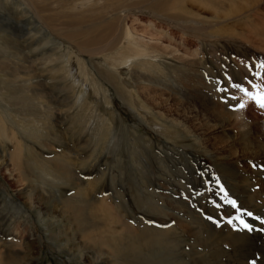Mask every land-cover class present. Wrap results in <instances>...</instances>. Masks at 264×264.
<instances>
[{
  "label": "rangeland",
  "instance_id": "obj_1",
  "mask_svg": "<svg viewBox=\"0 0 264 264\" xmlns=\"http://www.w3.org/2000/svg\"><path fill=\"white\" fill-rule=\"evenodd\" d=\"M0 40L19 60L0 54V88L17 83L18 63L43 81L29 99L38 88L49 104L29 111L37 134L14 125L28 159L62 154L76 180L56 186L61 200L77 192L112 211L101 220L93 207L86 236L65 243L27 206L32 186L0 163V251L11 241L24 252L0 264H82L138 223L161 230L146 264H264V108L253 99L264 92V0H0Z\"/></svg>",
  "mask_w": 264,
  "mask_h": 264
},
{
  "label": "bare ground",
  "instance_id": "obj_2",
  "mask_svg": "<svg viewBox=\"0 0 264 264\" xmlns=\"http://www.w3.org/2000/svg\"><path fill=\"white\" fill-rule=\"evenodd\" d=\"M133 45L136 46L137 44L135 43ZM24 48H27V47H24ZM17 49H18V47H17ZM13 50H15V47L13 44H10V42L5 43V41L2 43L0 40V54L5 55V56H2V57L6 58V59L3 58L4 60H7L8 58H10V60L16 59V57L15 58L13 57V54H12ZM135 54L137 55V53H135ZM145 55H147V54H145ZM11 56H12V58H11ZM44 59H45V57H44ZM123 59H124V57H123ZM17 60L18 59H16V62H17ZM126 60L127 59H124L123 61L120 60V62H123V64H124V62H129ZM24 61H25V59H24ZM2 62L3 61H1V59H0V63H2ZM119 63H118V65H119ZM16 65L17 66L14 65V67L16 69L14 74H15L16 78H18L17 83L8 81L7 83H9V84L7 86H1V88L4 91L0 90V104H1L0 105V140H6L5 138H7L11 142H13V145H14L12 151H8L7 149H4L3 148L4 145H1L2 149H0V163L2 164L3 167H5L6 172L13 179L15 178V179H17L18 183H20V182L22 183V187H23V185H26V186L31 185L32 186V189L29 188L30 192H28L27 203L26 202L25 203L28 204L27 206L31 207V209L33 207L36 214L39 217H41L43 220L45 219L44 221H47L49 224L53 225V232H54V236H56V238L67 243V241H69L71 238L76 237V235H77V237H79V235L80 236H82V235L86 236L83 233L85 232V230L87 228L92 226V224H93L92 222H95V219L91 218L90 214H89V210L93 209V207H94V212L95 213L97 212V213H96V215H92V217L94 216V217L99 218L101 220L106 219L107 218L106 215H111L112 211L106 210L105 206L103 204L98 203L96 200L85 201L82 197L77 198V196H76L77 192L74 193V196L72 198L70 197V199L68 198L65 201L61 200L62 198L60 196L61 193L59 190L60 187H57V189H56V186L57 185L59 186V184H62V183L69 184V183L73 182V180H76V173H72L70 169H68V170L66 169V165L64 164L62 154H60V153L57 154L55 152V154L52 158L38 159V156H36L33 159H28L29 157H27V155L29 153H31V154H34V153L31 152L29 150V148L26 147L25 144H23L21 142L20 139H18L19 131L15 129L14 125L15 124L18 125L19 128H21L25 132H29L30 135L37 134L38 130L40 128H42L43 126H39L36 123V121H34V119H32L34 116H32L33 114H29V111L30 110L36 111L37 109H44L43 107H45V106L47 109H49V104L46 105V102L45 103H39L38 97H40V92L42 90H40L38 88L36 89V94L34 95V98L29 99L28 91L31 90V87H37L43 81L40 82L37 79H33V77L31 78V77L19 76L18 66H20V64L17 63ZM0 68H1V66H0ZM0 72H1V70H0ZM32 73H33V71H32ZM17 84L20 86L21 92L17 91L15 93L14 92L9 93V91L12 88H14V87L19 88V86H17ZM4 92H7L9 94H4ZM27 97L29 100L27 99ZM40 105L43 107H41ZM42 114H44V116H46L45 112ZM29 115H31L32 117ZM7 123H9L10 125L4 127V124L6 125ZM7 156L10 158V160H13L14 158H17V160H18L17 165L19 166L20 172L17 174V177L13 176V172H15L16 168L10 169L11 168L10 166H9L10 168L7 167V165L9 164L7 162V159H6ZM30 157H32V156H30ZM32 171L35 173V175H33V177H34L33 179L25 177V173H29V172L31 173ZM11 177H9V178H11ZM38 183H40V184H38ZM26 189H27V187L25 188V190ZM82 189L83 188L79 187L78 190H82ZM32 194H33V197H32ZM43 205L45 207V209H44L45 213L43 212V214H41V212L38 210H39V206L42 207ZM62 220L71 221V224H69L68 222H66V224H61ZM89 223H91V224H89ZM136 225L137 226H135V228L139 231L137 233H133L132 229H129V227H126L127 225H125L124 230H126V232H127L126 236L116 235L114 238H111L110 236H106L105 238H102L97 244L99 247L98 251L96 250L97 252H95L97 255L93 254L90 257L86 256V258H87L86 260H84L82 255L80 254V253L84 254V251H81V249L77 247V249H75L76 256L78 254H80L83 260L79 257H77V259L82 261V264H86L85 262H87L88 264H98L97 260H103L104 261V259H105V258L104 259L101 258V256H103L102 254H108L109 256H112V257L129 255L130 256L129 260H131V262H129V264H143V262H138L135 260V254L137 255V258L139 257V255L141 256L142 250H140V249L142 248V249H145V255L146 256L144 258V263L146 264V261L149 262L151 260L149 258L150 248L153 247L157 242L160 241V239H158V236H159V232H161V230H159L156 227H153V228L149 227L148 228L144 224L142 225V224L138 223ZM33 234L34 233L31 232L28 234V236L30 238H32ZM98 235L96 234L95 237L98 238ZM28 236H26V237H28ZM88 236H91V235L89 234ZM86 238H88V237H86ZM90 238L92 239V237H90ZM111 240L115 241L116 243H113ZM10 242L11 241L7 242L8 245L10 244L9 246L4 245L5 251H0V259L1 258H7V257H9V258L10 257H17V256L20 258H23L20 254H23L24 252L21 251V248H20V245L18 244V242L17 243H13V242L10 243ZM83 242L85 243L86 239H84ZM4 243H5V241H4ZM78 243H80V241ZM25 245L31 247L32 243H31V241H28L25 243ZM64 246H66V245H64ZM7 247H9L10 249L12 248V250L10 252H8L6 250ZM79 247H80V245H79ZM94 247H96V246H94ZM24 255H26V253ZM114 260L116 261V259H114ZM7 261H9V260H6V262ZM18 261H20V260H18ZM18 261H17V263H18ZM101 264H104V263H101Z\"/></svg>",
  "mask_w": 264,
  "mask_h": 264
},
{
  "label": "snow or ice",
  "instance_id": "obj_3",
  "mask_svg": "<svg viewBox=\"0 0 264 264\" xmlns=\"http://www.w3.org/2000/svg\"><path fill=\"white\" fill-rule=\"evenodd\" d=\"M259 67L264 68V64H261ZM257 75H259V74L257 73ZM234 87L240 88V91L244 92L245 95L252 96V93H250L246 88H242L239 85H234ZM253 87H257L258 88L259 86L258 85H253ZM253 99L256 100V102L259 104V106L261 108H264V92L258 93L255 97H253ZM244 107H245V105L243 103L239 104V108L242 109ZM231 203H233V206H235L234 202H231ZM249 215H251V214L249 213ZM231 222L232 221H229V223H231ZM262 222H264V221H262ZM241 223L243 224V226L245 228L251 230V227L248 224L244 223L243 221H241Z\"/></svg>",
  "mask_w": 264,
  "mask_h": 264
}]
</instances>
